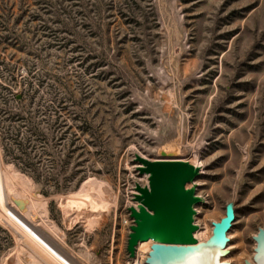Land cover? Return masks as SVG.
<instances>
[{"label": "rangeland", "instance_id": "374dc122", "mask_svg": "<svg viewBox=\"0 0 264 264\" xmlns=\"http://www.w3.org/2000/svg\"><path fill=\"white\" fill-rule=\"evenodd\" d=\"M33 126L34 169H19L1 134ZM0 156L25 209L78 264H145L157 245L130 249L135 185L147 186L136 156L199 168L185 187L199 202L176 212L170 238L220 251L212 231L236 200L218 264H258L264 0H0ZM26 249L0 220V264L40 261Z\"/></svg>", "mask_w": 264, "mask_h": 264}, {"label": "bare ground", "instance_id": "6f19581e", "mask_svg": "<svg viewBox=\"0 0 264 264\" xmlns=\"http://www.w3.org/2000/svg\"><path fill=\"white\" fill-rule=\"evenodd\" d=\"M192 204H194L193 199H184L170 206L166 204L155 206L152 207L155 213L149 212L141 205L136 215L137 238L143 242L156 240L157 245L153 247H162V250L156 253L160 261L153 259L151 264H218V253L221 256L226 254L222 248L227 243V231L224 232L220 226L218 227L219 223L214 225L212 233L213 239L219 244L220 251L215 246L207 248L206 245H200L194 251L190 246L185 245L190 243L188 236L178 239L170 238L171 232L174 235L178 233L176 212L187 216ZM0 220L8 224L15 235L24 241L27 249L39 258L40 261L36 264H78L66 249L51 237L49 230L44 228L45 226H40L25 209L18 188L11 184L3 170L1 156ZM21 224L24 228H21ZM254 260L258 261V264H264V253L256 254Z\"/></svg>", "mask_w": 264, "mask_h": 264}, {"label": "water", "instance_id": "95a60500", "mask_svg": "<svg viewBox=\"0 0 264 264\" xmlns=\"http://www.w3.org/2000/svg\"><path fill=\"white\" fill-rule=\"evenodd\" d=\"M135 163L138 174L147 176V186L135 185L133 201L146 207L149 212L155 213V209L152 207L165 204L170 206L184 199H193L195 204L199 202V199L194 196L193 189L185 188L199 175L198 167L182 160L160 159L151 161L140 156L135 157ZM235 205L236 200H231L224 206V217L220 219L218 225L224 232L232 227L235 220ZM134 214L136 217L137 213ZM137 228L131 235L130 249L138 240ZM252 240L255 243L254 255L264 253V227L258 228ZM161 250L162 247L160 246L153 247L152 252L146 256L144 263L151 264L153 259L160 261L156 253ZM244 264H251V262L245 260Z\"/></svg>", "mask_w": 264, "mask_h": 264}, {"label": "trees", "instance_id": "16d2710c", "mask_svg": "<svg viewBox=\"0 0 264 264\" xmlns=\"http://www.w3.org/2000/svg\"><path fill=\"white\" fill-rule=\"evenodd\" d=\"M7 130L8 129L5 128V130H3V133L1 134V144H2V148H3V152H4L5 156L6 155L10 156V154L13 151L14 152L16 151L17 153H20V155H22V156L18 157L17 161H14L15 166H17L19 169L29 168V169L33 170L34 169V163L32 162V159L29 158V152L32 151V149H33V145H32L33 141L31 140V138L37 136V128L35 126H33V128L29 131L30 137H22L21 139L18 138L19 132L17 133V131H16L15 135L9 136ZM60 137L61 138L58 140H62L63 136H60ZM42 140L44 142V140H46V139L43 138ZM73 143H74V141L70 140V144H73ZM10 148H12V149H10Z\"/></svg>", "mask_w": 264, "mask_h": 264}]
</instances>
